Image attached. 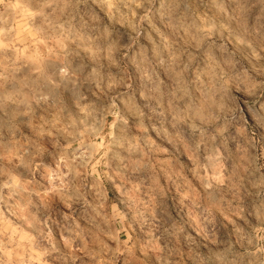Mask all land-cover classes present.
<instances>
[{"label":"clouds","instance_id":"9594fccd","mask_svg":"<svg viewBox=\"0 0 264 264\" xmlns=\"http://www.w3.org/2000/svg\"><path fill=\"white\" fill-rule=\"evenodd\" d=\"M0 264H264V0H0Z\"/></svg>","mask_w":264,"mask_h":264}]
</instances>
